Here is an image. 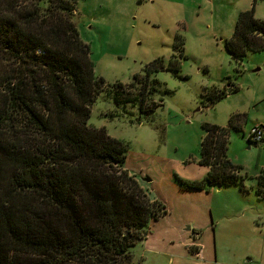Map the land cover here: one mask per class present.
<instances>
[{
  "label": "trees",
  "instance_id": "1",
  "mask_svg": "<svg viewBox=\"0 0 264 264\" xmlns=\"http://www.w3.org/2000/svg\"><path fill=\"white\" fill-rule=\"evenodd\" d=\"M258 1L238 13L225 40L237 67L264 50ZM75 9V0H0V264H129L148 224L167 213L124 168L122 143L88 124L103 92L117 105L137 102L138 112L151 116L163 105L151 98L164 61L148 62L143 74L109 90L80 38ZM181 45L175 37L178 55ZM176 62L170 64L178 72ZM138 85L128 96L126 89ZM226 96L215 89L206 98L214 104ZM241 121L233 114L226 127L202 124L198 164L207 173L181 180L184 190H244L240 168L227 157L229 127ZM255 180L256 195L264 197V170Z\"/></svg>",
  "mask_w": 264,
  "mask_h": 264
},
{
  "label": "rangeland",
  "instance_id": "2",
  "mask_svg": "<svg viewBox=\"0 0 264 264\" xmlns=\"http://www.w3.org/2000/svg\"><path fill=\"white\" fill-rule=\"evenodd\" d=\"M138 1L75 0L80 38L109 90L143 74L148 62L164 61L152 78L159 92L151 98H161L163 105L151 116L140 114L137 102L117 105L103 92L88 120L122 143L124 168L167 211L145 229L148 245L130 249L129 264H184L187 258L199 264H264V198L255 194L264 140H247L254 123L264 125V50L248 53L238 67L224 50L238 13L251 0ZM254 16L264 21V1L256 3ZM175 37L183 43L181 55L173 51ZM173 55L178 72L171 69ZM139 89L128 88L127 95ZM215 89L227 96L210 104L206 97ZM233 114L246 119L229 127L227 148L244 191L232 185L184 190L181 180L200 181L206 173L198 164L202 124L226 127ZM188 237L200 247V258L185 248Z\"/></svg>",
  "mask_w": 264,
  "mask_h": 264
},
{
  "label": "crops",
  "instance_id": "3",
  "mask_svg": "<svg viewBox=\"0 0 264 264\" xmlns=\"http://www.w3.org/2000/svg\"><path fill=\"white\" fill-rule=\"evenodd\" d=\"M250 6H251V4H250ZM250 8V7H249ZM248 8V9H249ZM247 9V10H248ZM245 10V9H244ZM230 89H232V87L230 88ZM245 124L246 123V119H244L243 118V115H242V121H241V123H240V126L242 125V124ZM262 123H261V121H260V123H254L253 125H261ZM264 126V125H263ZM203 133V132H202ZM202 137H203V135H202ZM206 169V173H207V168H205ZM206 173H205V175H206ZM204 175V176H205ZM203 179V178H202ZM193 181H197V180H193ZM143 188H145L143 185H141ZM243 189H244V184H243ZM255 189H256V185H255ZM242 191H244V190H242ZM256 194V193H255ZM262 198H264V197H262ZM192 240V238L191 237H188V241H185V243H184V246H185V248L187 249V251L190 253V255H193V256H196V253H199V257H197L196 256V258L198 259V258H200L201 257V252H200V247L196 244V242H192L191 241ZM144 242L146 243V245H148V239H147V236H146V238L142 241V242H140V244H144ZM194 247V248H197V250H195L193 253L191 252V251H189V247ZM184 264H199V263H196V262H194L192 259L190 260L189 258H187L186 259V262L184 263Z\"/></svg>",
  "mask_w": 264,
  "mask_h": 264
},
{
  "label": "built area",
  "instance_id": "4",
  "mask_svg": "<svg viewBox=\"0 0 264 264\" xmlns=\"http://www.w3.org/2000/svg\"><path fill=\"white\" fill-rule=\"evenodd\" d=\"M263 139H264V126L262 125H255L247 133V140L250 141L251 144H259ZM196 256L199 257V253H196Z\"/></svg>",
  "mask_w": 264,
  "mask_h": 264
}]
</instances>
